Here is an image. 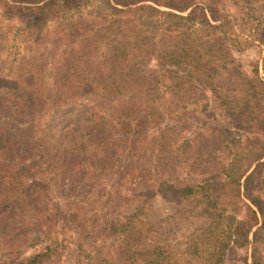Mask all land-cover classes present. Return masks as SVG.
Instances as JSON below:
<instances>
[{
	"label": "trees",
	"instance_id": "obj_1",
	"mask_svg": "<svg viewBox=\"0 0 264 264\" xmlns=\"http://www.w3.org/2000/svg\"><path fill=\"white\" fill-rule=\"evenodd\" d=\"M249 2L0 0L54 57L51 84L36 56L0 74L11 264H264V30ZM159 200L200 224L161 241Z\"/></svg>",
	"mask_w": 264,
	"mask_h": 264
},
{
	"label": "rangeland",
	"instance_id": "obj_2",
	"mask_svg": "<svg viewBox=\"0 0 264 264\" xmlns=\"http://www.w3.org/2000/svg\"><path fill=\"white\" fill-rule=\"evenodd\" d=\"M246 12L249 13L246 17L250 16L248 26H252L253 28L259 27L264 30V0H250ZM32 38H34L33 32L29 35L28 31L23 30V27L17 21L0 14V74L7 77L12 76L16 71L17 63L22 56H36L38 60H45L50 63L47 67V77L49 84H51V62L54 60L53 52L49 49L36 46L27 47L24 41L26 39H28L27 41H33ZM158 46L161 49L164 47L162 38L159 39ZM262 56L261 47L257 46L251 47L238 55L240 61L247 69L250 68L249 64L251 61H256ZM173 209V203L166 200H159L157 202L153 220L156 222L158 229L164 233L160 238L161 241L166 237L165 235H167L171 242H174L176 239L179 240L181 239L182 234H189L190 229L188 230L187 227H196L201 222L200 218H193L192 221L194 222L192 224H175L176 219H169L173 214ZM33 251L34 247H27L23 256L26 257ZM232 251L233 252L229 255L233 257V255L237 254L238 250L234 246ZM13 256L12 253L0 248V264H11V261L14 258Z\"/></svg>",
	"mask_w": 264,
	"mask_h": 264
}]
</instances>
